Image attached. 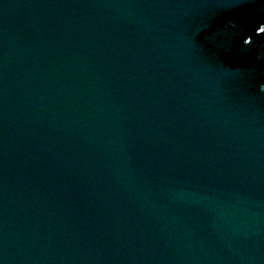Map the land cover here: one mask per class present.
Instances as JSON below:
<instances>
[{
    "label": "water",
    "instance_id": "1",
    "mask_svg": "<svg viewBox=\"0 0 264 264\" xmlns=\"http://www.w3.org/2000/svg\"><path fill=\"white\" fill-rule=\"evenodd\" d=\"M0 264H264V0H0Z\"/></svg>",
    "mask_w": 264,
    "mask_h": 264
}]
</instances>
